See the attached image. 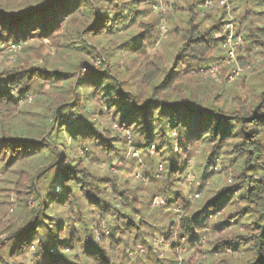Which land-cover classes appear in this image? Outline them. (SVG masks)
I'll return each instance as SVG.
<instances>
[{
    "label": "trees",
    "instance_id": "16d2710c",
    "mask_svg": "<svg viewBox=\"0 0 264 264\" xmlns=\"http://www.w3.org/2000/svg\"><path fill=\"white\" fill-rule=\"evenodd\" d=\"M205 1L170 3L178 17L158 57L154 0H0V48L25 56L0 69V169L17 175L18 205L0 213V264H125L137 245L151 262L155 232L175 257L185 239L204 264H264V0H225L243 37L233 82L229 67L219 82L198 71L225 52L228 14H207ZM192 158L197 194L231 170L197 210L180 188ZM135 170L143 183L130 182ZM155 194L177 224L153 219Z\"/></svg>",
    "mask_w": 264,
    "mask_h": 264
},
{
    "label": "rangeland",
    "instance_id": "374dc122",
    "mask_svg": "<svg viewBox=\"0 0 264 264\" xmlns=\"http://www.w3.org/2000/svg\"><path fill=\"white\" fill-rule=\"evenodd\" d=\"M157 2V6H158V12L155 11V16L157 17L162 16V20L161 23L159 24L158 28H157V35L159 37L157 44L154 45V47L150 50L151 55L154 56H158V57H164L165 54H167V52L169 51L168 48V43L170 42V37L167 35V32L165 33V36L162 37L161 35V27L164 26L166 31L167 28L169 30V26H168V21H167V17H178V14L175 12V10L172 9L170 3L173 2V0H166L167 4H164V2L162 0H154ZM206 0L203 4H202V9H204L206 11L207 14L215 16L216 15V11L218 9H224L225 12L227 13V10L225 9L226 7L228 8L229 13L231 12L230 10V6L228 5V3L225 0ZM209 5V6H208ZM155 9V8H154ZM237 15V14H236ZM230 17L233 19L234 15H230ZM165 18V19H164ZM226 20H228V17H226ZM225 20V21H226ZM208 22H206L207 24ZM264 27V26H263ZM169 32V31H168ZM245 47V44H244ZM2 49V50H1ZM1 53H0V69L1 68H6V67H12L13 65L16 64V62L18 61L19 58L21 59H25L24 54L22 53V51H20L21 49L18 48L15 51L9 50L7 48H0ZM255 52L257 51H261V48L256 46L254 48ZM50 58L52 59V61L55 59V52L53 51L52 48H50ZM257 59L260 61L263 59L262 56L258 55ZM92 63V67L90 65H87L86 68L88 70V68H93L95 70H99L100 69V65L98 62H93ZM232 63L229 66V72H228V76L230 75V73L232 72L233 69H235L236 67H238V62ZM239 68V67H238ZM240 69V68H239ZM221 70L219 71V75L217 77H208L206 76L205 78H211L214 79L216 82L220 81V77H221ZM85 74V72L82 71L83 75ZM241 74V69H240V73L238 74V76L236 78H234L232 81L228 82H233L235 80H237L239 78ZM228 79V77H227ZM151 150V149H150ZM151 153V152H150ZM154 153V152H153ZM151 153V154H153ZM86 154V153H85ZM133 159H137L139 158V154H136V156H134L132 154ZM216 162V161H215ZM189 171L188 174L186 175V180L185 182L180 184V188L182 190L183 193H185L186 197H187V201L192 203V205L194 206V209L197 210L200 208V206H202L201 202L204 201L205 198L210 197L213 195V192L222 188L224 186V184L226 182H229V178L230 177V173L231 170L228 169L226 172L229 173L230 175L226 174V172H221L219 173V175L216 177H214V179L212 181L209 180H205L202 181L205 183H207L208 185V189H209V193L206 194H197V188L200 185V181H198V179H196V164L194 159L192 158L191 161L189 162ZM217 163V162H216ZM94 169L100 171V172H106V170L111 171L112 173H117L120 169H122V164L120 162H115L113 164V166H110L106 163L103 162H98L95 161L94 163ZM119 169V170H117ZM159 169V168H158ZM157 169V178H160V171ZM118 174V173H117ZM132 178H130V182L135 185L136 183H138L139 181L141 183H143L141 181V177L139 176V172L138 170L134 171L132 173ZM17 176V175H16ZM15 175H11V173L9 172V170L7 169H0V213L3 214V211H5L6 215H5V221L11 219L12 217H15L18 214V205L16 204V200L14 198V193L10 192L9 193V189H11V184H9V182L11 181H15L16 179ZM147 184L144 183L143 186H146ZM7 194V201L9 202L8 205V209H6L5 207H3V205L1 204L2 200H5V195ZM9 196V198H8ZM154 199H158L162 204L160 206H153L152 202ZM233 199L236 200V198L233 197ZM35 205V202H29V207H33ZM150 205L151 208H153L154 211V215H153V219L158 220V223H164L167 219V221H172L174 223H178V217L175 218L176 216L174 214L177 213L176 209L173 208L172 206H168V204H166L164 202V200H162V198L158 195H152L151 197V201H150ZM2 209V210H1ZM177 215V214H176ZM156 217V218H155ZM162 233H166L167 230H162ZM210 239H214V236L209 235L208 236ZM151 241L153 242V249L156 250V255L158 258H151V262H149L147 253H146V249L144 247H141L139 245H137L133 251L136 252V250H140L139 253L134 256V257H130L128 255V257H126V259L124 260L125 264H185L187 259H189V257H192L191 261H193L194 263H208L210 261V259L208 258V256H201V255H193L192 256V251L189 250V243L187 242V240H177L176 239V243H178V245L182 246V249L179 253L178 257H175L174 255H170L169 253V248L162 245L161 244V240L160 237L158 235V233L155 232V236L151 239ZM207 242V238H202L201 243L204 245V247H206V243ZM28 259H29V263H32V259L31 256L28 255ZM160 260V263H157V260ZM238 260V259H236ZM123 263V262H122Z\"/></svg>",
    "mask_w": 264,
    "mask_h": 264
},
{
    "label": "built area",
    "instance_id": "2783aa9c",
    "mask_svg": "<svg viewBox=\"0 0 264 264\" xmlns=\"http://www.w3.org/2000/svg\"><path fill=\"white\" fill-rule=\"evenodd\" d=\"M209 2H210V0H209ZM225 9L227 10V14H228V20H226V22L224 23V25L222 27V34L224 36L222 48L225 50V52H224L222 59L218 63L211 65L208 68L198 70L205 77L206 76L217 77L219 75V71L221 68L229 67L232 63L237 64L236 63L237 62V54L239 52H242L243 37L240 33L236 32L234 23L232 21L233 19L230 17V13L228 11V8L226 7ZM160 30H161L162 37H164L165 33H166L165 27L162 26ZM18 48L19 47L16 45H10L8 47V49L12 50V51H15ZM239 73H240V69L238 67H236L235 69L232 70V72L228 76V80L232 81L234 78H236L238 76ZM150 149H151L150 152L153 153L154 148L151 147ZM133 155L136 156L135 153ZM158 168H159L158 169L159 171L162 170L161 166H159ZM152 204H153V206H160L162 203L158 199H154ZM128 255L130 257H134L136 255V252H132Z\"/></svg>",
    "mask_w": 264,
    "mask_h": 264
}]
</instances>
